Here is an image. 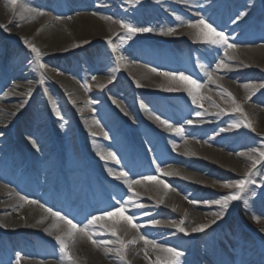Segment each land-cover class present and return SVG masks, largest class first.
I'll list each match as a JSON object with an SVG mask.
<instances>
[{"label":"bare ground","instance_id":"1","mask_svg":"<svg viewBox=\"0 0 264 264\" xmlns=\"http://www.w3.org/2000/svg\"><path fill=\"white\" fill-rule=\"evenodd\" d=\"M127 2L129 0H98V3L92 6L89 0H63L62 2L59 0H17L16 5L10 8L6 2L0 0V25L6 26V30L4 27H1L0 40L2 41H0V45L7 47L9 51L8 58L11 59L10 57L12 56L15 60L17 57L18 52L13 43L15 37L30 39L33 36H38L37 45L43 51L42 57H46L48 60L43 69V77H41V74L38 75L32 72V65L25 55L18 56L19 63L24 66V69H21L20 74H15L14 76L8 75V72H5L7 80L9 79L12 82L14 81V77L25 76L27 77V82L23 84V87L29 89L31 86H39L42 91L47 92V95H49L47 107L50 108L49 113L53 115L56 133L62 142L64 156L63 164L60 165V153L53 144L52 136L46 126L48 124L47 121L45 125L42 111L44 102L42 100L38 101L37 99V101L28 106L27 102H23V94L21 93L15 92L1 97L5 101L7 100V103L0 102V163L7 162L10 156L12 160L10 161V165L7 163V171L0 174V230L10 234L13 233V235L3 240L0 239V249H3L0 251V256L3 258L0 259V264H8L12 259L13 264H118L120 262L121 264H126L115 252L108 251L109 248L119 247L116 237L111 234L112 228L117 230L120 239L128 241L135 238L138 241L135 245H130L126 251L127 264H154L157 255H164L162 252L153 250L152 245L146 246L142 240H139L140 235H144L149 240H153L158 245L164 247L175 248L173 246H177L176 249L183 253L180 258V264H262L256 261L258 257L257 249L255 245H250V241H252L250 236L246 235L243 231L239 234L233 215V213L235 215L239 213L237 206L227 209L229 212H225L222 218L217 219L219 212L214 214L202 210L207 207V204L200 202L192 203L186 199L192 195L194 197H202L204 190H207L208 185L213 182L211 176L218 173L219 170L226 169L233 174L245 175L251 167V163H249L251 160L248 157L253 155L258 158V153L253 151L260 148V144H257L255 141L256 139L254 140V138L246 135L243 140L238 142L232 140L224 142L220 137V135L224 134L222 132L224 130H220V133L217 134L207 135L198 128L194 132V138L184 134L182 136L177 135L155 119V116L160 115L155 114L148 107L150 103L148 105L141 103L138 114L136 112L132 114L121 107L122 112L120 114L122 117L125 121L132 122L134 126L133 135L135 141L133 144H129L127 140H123L125 138L123 136L124 130L122 126L119 127L117 125V119H115L116 122L110 128H106L97 120H85L83 113L78 108L76 113L79 114V127L86 139L84 147L86 152L91 155L92 166L91 168H87L77 145H75L76 149L73 145L71 131L62 124L60 115L57 116L56 111H54L55 108L59 110L60 114L65 112L63 106V103H65L64 95L59 97L58 91L62 89L69 93L68 97L71 101H76L77 95L81 92L77 82L75 79L70 78L69 74L62 75L59 73L60 75L58 74L57 76L61 81L57 83L50 79L52 74L61 69L63 71L67 69V72L71 70L69 65L57 63L55 57L72 59L74 56L81 55L84 51L88 52V50L100 48L103 44L108 45L107 39L109 37L112 40L116 39L117 42L114 43L119 46V54L123 55L125 59L117 63L116 54L115 57H110L112 51L103 49L104 51L99 54L98 61L91 65L89 71L93 76L97 77L96 79L100 78V81H107L106 78H101V75L116 76L118 73L123 72L121 68H118L116 71L109 70L107 68L109 62L113 66L126 63L125 69L124 67L123 69L131 74L132 85L137 86V83H139V87L141 88L145 87L146 89L147 87H151L156 81L157 73L137 61L144 52H149V56L152 59H156L158 64L171 60L176 68L192 70V67L188 66V62L184 61L182 57L181 53L184 52L178 50L173 54L157 53L150 49L148 41L155 36L154 33H159L160 31L166 32L169 28H174L175 33L169 35L170 40L185 38L191 41L192 44L201 43L196 39V29L188 27L189 22L194 23L195 21H186L178 17L172 18L174 24L166 22L160 13L166 11V14L169 15L167 10L169 0H143L141 4L129 5L133 6L131 10L126 7ZM232 4L233 0H228V3L224 4L225 9L222 8L220 11L232 16L234 12L229 9V6ZM88 6H92L93 8L90 13L78 12ZM119 6H121V14L133 26L138 27L140 24H147V27H151L153 31L137 33L130 39H127L126 42L121 43L119 39L121 35L118 29L113 30L116 28L113 19L106 14L110 7L119 8ZM190 6L195 10H201V12H192L193 14L202 16L206 21L210 18V11L199 0L191 1ZM60 9H64L68 14L74 12V15L69 14L68 16L60 17L56 15V12ZM37 11L44 14L37 15ZM262 20H264L263 16L259 15L257 22L249 25L253 32L254 30L258 32L261 28L264 30V26H261ZM237 24L238 22L234 23V25ZM111 28L113 31L109 32ZM107 32L109 34H106ZM202 46L203 49L210 51L208 61L213 64V71L221 73V76L218 77L230 86L226 90L231 92L232 97L238 101L246 97L244 92L245 85L241 84L248 74L246 69L244 71L243 69H239V66H231L229 69L222 68L217 70V63L223 59L232 57L233 61L237 60V64L244 60L246 64L245 68H248L247 70L256 69V71L264 73V47L237 46L236 48L228 49L226 55L224 46L204 43ZM235 55L237 57H234ZM77 68L78 70L80 69L79 75L81 78L85 76L89 77V72H86L81 65ZM22 70L27 71L23 74ZM206 71H210V69L206 68ZM70 75L71 77L75 76L73 72ZM213 76H215V73H213ZM229 76L231 77L227 78ZM41 78L44 79V83L42 84L40 83ZM202 84L204 86L200 89L203 92L200 95L203 97L201 101L205 99L218 101V98L211 94L208 88V81L204 80ZM261 84L264 85V81ZM121 96L118 91L111 88H107V91L103 94V98L109 102ZM15 111H20L18 112L19 115L25 114V119L20 120L18 116L14 121H19L18 135L20 134L22 142L32 151V157L25 156L24 158L23 154L18 153L15 156L12 154L16 144L12 140L8 122L3 115L4 112L14 113ZM140 118L150 122L156 133L149 131L142 121H140ZM161 119L165 118L161 117ZM11 125L12 123L10 127ZM204 126L212 128L214 125L206 123ZM23 130L26 133H20ZM105 133H107L106 136ZM166 133L174 134L181 141L178 147H174L175 144L168 143L163 137ZM224 135L232 137L230 133ZM90 138L91 140L92 138H103L105 143L95 144L94 141L95 145L92 146ZM73 139L75 141V136ZM156 139L163 141L164 145H166L163 150L166 149V152L150 149L151 143ZM38 140L43 143L38 144ZM136 146H141L151 151L154 159L153 166L142 162H138L135 165L125 162L119 169L114 170V173L121 170L126 171L130 179L132 176L157 171L156 166L159 165L165 172L172 171L179 173L178 175H174V177H165L175 178L180 176L187 181L188 179L190 180L191 176H195L196 180L191 181L197 187L194 186L192 188L193 192H190L189 189L185 191V187H178L179 191L172 187L166 190L163 185L157 184L155 181L141 180L133 188L138 193V196L134 197V199L137 204L143 205V207L127 205L128 211L133 213L135 219L139 221L138 224L141 225L139 231L126 227L123 222H117L115 218L105 219L100 222L102 227H90L89 231L94 233L93 239L97 241H111V244L107 246L94 245L87 236L77 233L74 240L67 241L69 252L73 259L69 261L66 258H62L55 236L66 231V225L63 222L56 221L51 214L45 211V208L50 207L54 211H60L69 217L73 212L74 206L81 202L82 208L85 207V212H83V216L77 217L76 221L82 222L84 217L90 215L93 211L101 210L112 202L120 203L121 198L113 195L110 191L105 194L103 192L100 193L95 180L90 179L87 173L91 169L92 171L100 169L103 177L108 179L110 175L109 169L104 167V163L109 162L114 164L116 162L101 159V156H106L108 152H115L117 156L122 157L126 155V152L120 154L121 150ZM16 160H19L18 164L11 168ZM263 163L258 164L253 170L252 173L255 176L261 174L262 169H264ZM46 166L51 168L56 166L55 171H60L62 174L57 180L55 190L52 189V183L48 182L52 172L45 171ZM19 172H28L18 178V181L23 180V183H19V190L22 192L20 194L13 192V190H10L3 183L6 180H13V177ZM158 175L164 176L161 173H158ZM183 176L189 177L185 178ZM154 177L162 180L158 176ZM76 178H78L77 181L82 179V189L79 188L73 193L67 192L66 188L71 190L73 189L71 187L75 186L74 183H77ZM116 182L117 180L115 179L114 183ZM166 183L169 184L168 182ZM179 184L181 185V183ZM180 190L184 195L180 193ZM199 190L201 193H199ZM251 190L248 189L247 191L250 192ZM98 193L99 195L96 196ZM108 194L111 196L107 198ZM129 195H132V193L127 192V194H124V200ZM85 196L88 199L85 200ZM120 196L122 197V195ZM21 197L37 200L40 204L26 203ZM161 200H163V203H159ZM40 205H44L45 207H41ZM157 207L164 209H157ZM158 210H162L167 217L169 213H175L170 214L171 220H174L173 216L177 217L176 215L185 214L187 216L174 220L175 223L167 224L164 220H161L159 225H152L149 223V217L153 218L155 214L161 213ZM214 219L216 222L211 224L210 222ZM181 220L184 221L183 227L189 233L188 235L177 230L176 225H179ZM199 224H210V227L219 230V244L222 253L219 252L216 242L214 245L209 240H206L205 243L204 239L202 240L204 236L208 237L210 235L211 230L209 228L203 232H191V229ZM53 225L59 226L53 227ZM230 227L236 228V231L234 233L229 232ZM45 229H48V231H45ZM177 237H182L181 242L176 240ZM45 238L48 240V244L44 242ZM194 246L197 247L196 255L190 250V247L193 248ZM12 248L18 251H12ZM49 248H54L53 256L55 260H44L41 258L50 255V252H48ZM145 248H147L149 253L148 257L145 256ZM22 251L27 252L31 257L23 259ZM17 254L21 257L19 262L16 260Z\"/></svg>","mask_w":264,"mask_h":264},{"label":"rangeland","instance_id":"2","mask_svg":"<svg viewBox=\"0 0 264 264\" xmlns=\"http://www.w3.org/2000/svg\"><path fill=\"white\" fill-rule=\"evenodd\" d=\"M3 1L6 2L10 8H13L15 6L10 3V0H3ZM59 1L62 2L63 0H59ZM142 1L143 0H129V2H127L126 4V7L129 10H131L133 6H129V5L141 4ZM169 1L170 2L167 3L168 5L167 10L169 12V15L166 14V11L161 12L160 15L161 17H163V19L166 22L170 24H174V20L172 18L180 17L186 21H197L202 17L192 13V12H201V10H195L190 6V2L193 0H169ZM89 2L92 3V6H94L96 5V3H98V0H89ZM199 2L202 5H205L210 11L211 16L207 20V22L212 24L213 27H215L218 31L225 32V34L229 37V43L242 47H246V46L253 48L264 47V30L261 28L258 32L255 30L253 32L252 28H250L249 26L253 21L257 20V16L259 15L258 0H233V4L229 6L230 11L234 12L232 16H229V14L227 15L226 13L220 11L222 8L225 9L224 4H227L228 0H199ZM221 4L223 7L221 6ZM92 6L90 7L88 6L87 8L82 9L81 11L78 12L90 13L93 9ZM120 7L121 6H119V8L110 7L106 14L107 16L111 17L115 23L114 25L116 28H114L113 30L118 29L121 36H126L125 31L120 27V21L129 24H131V22L125 19L124 16L121 14ZM251 11L252 13H250ZM241 12L246 13V15L241 17L239 20H237L236 18ZM69 14L74 15V12ZM69 14L64 9H60L59 11L56 12V15L60 17L68 16ZM262 16L264 19V14H262ZM234 21L238 22V24L234 25L235 23ZM261 24L262 26H264V22H261ZM138 27H147V24H140ZM1 29L2 28L0 27V31ZM113 30L111 28L109 32ZM109 32H107L106 34H109ZM154 34L155 36L152 37V39L149 41L150 49H152L154 52L163 53V54L164 53L173 54L176 53L178 50H180L184 52L181 53L182 57L184 61H187L186 58L188 59L189 61L188 66L192 67V70H184L182 68L180 69L179 67L176 68L175 64L171 60L165 61L162 64H158L156 59H152L149 56V52H144V54H142L137 61L147 68H151V69L156 68L161 72H184L186 75H191L194 79L199 80L201 83L204 80H206L208 81V88L211 91V94L215 95L218 98V101L209 100V99H205L204 101L200 100V104L203 107L193 104L191 101V97L188 96L186 91L183 90L166 91L165 89L167 87L173 86L172 82L170 81L169 78L161 76L157 72H156L157 75H156L155 83L151 87H147L150 88L149 90L147 88L145 89V87H143L144 88L143 89L139 86L132 85L131 74H129L124 70L125 69L124 66H126V63L113 66L111 62H109L107 65V68L109 70L116 71L118 68L119 69L121 68L123 72L118 73L116 76L101 75V78H106L107 81H100V78L93 80L92 79L93 75L92 73L89 72L91 69V65H93L94 62L98 61L99 54H101V52L104 51L103 49H107L111 51L110 46L107 44L101 45L100 48H94L92 50H88V52L84 51L81 55L74 56V58L72 59L65 57L63 58L55 57L57 63H62L65 65L67 64L69 65V67H71V70L67 72V69L64 71L63 69H61L58 72L52 74L50 76L51 77L50 79L54 80L57 83L61 81L60 78L57 76L59 73H61L62 75L69 74V77L75 79L77 85L81 89V92L76 97L75 103L73 102L71 103V101L69 100L70 98L68 97L69 93L65 92V90L61 89L62 91L61 90L58 91L59 97L64 95V97L66 96L69 98L67 99V102L63 103L65 112L60 114V119L62 124L71 131V138L74 147H75V142L73 139L74 136L73 118L71 115L72 108L75 107L74 108L75 110L79 108V110H81V112L83 113V118L85 120H97L103 127L110 128L116 122L115 119L120 120V121L118 120L117 122V125L119 127L122 126V124H124V121L121 119L122 115L120 114V112H122L121 107L125 108L127 111H129L132 114H135V112L138 114L140 109L139 104L142 103L144 105L146 104L148 105L150 103V106L148 107H150L155 114L160 115L161 117L170 121L174 126H182L184 129V135H187L188 137L194 138L195 137L194 132H196L197 128L200 129L201 132H204L207 135L217 134L220 133V130H224L222 131L224 134L226 133L232 134L231 135L232 137L225 136L224 134L220 135V137L224 142H228L230 140L238 142L243 140V138L247 135L248 137L250 136L254 138V140L256 139L255 141L257 142V144H260L259 147L261 149H264V87H261V85L263 84L260 85V83H263L264 81V73L258 72L256 71V69L247 70L248 68H245L246 64L244 60L243 62L237 64L238 63L237 60L233 61L232 59L229 58L223 59L224 63L229 65L227 69L231 68V66L233 67L239 66V69H243V70L246 69V72L248 73V74L246 73L247 76L245 77V80H243L241 83L243 85H249V87H244V92L246 97L242 98V100L239 101L235 99L236 103L243 108V113L234 112L233 109L236 107V105L233 104L232 98L226 95L224 92V90L229 89L230 86H228L218 77L221 76L220 72L213 71L214 66L207 59V56L210 54V51H207L201 47L203 44L202 42L192 44L191 41L185 40V38L172 41L170 40L169 35H164L162 31ZM159 39L169 40L171 44L166 47H160L156 42ZM26 40L28 43L34 44L38 47L37 45L38 36H33L30 39L15 37L13 43L16 46L18 52L17 57L18 56L21 57V55H25L27 57V60L32 65V72L40 75L41 72H43V69L39 68V65L35 59V53H33L31 49L28 48L27 44L25 43ZM114 42H117L116 39L115 40L113 39V43ZM40 51L41 53L43 52L41 49ZM8 56L9 53L6 47L0 45V102L7 103V100L5 101L1 97L6 96L7 94L8 95L13 94L15 92L23 94V102L25 103L27 102L28 106L30 104H33L35 101H37V99L38 101L42 100V102H44L42 111L46 125V115L47 112L50 110L49 108H47V101L49 95H47V92L42 91L39 86L37 87L31 86L29 88L31 89V95H28L29 89H27V87H23V84L27 82V77L25 76L14 77L13 79L14 81L12 82L9 79L7 80V75L5 74V72H8V75L10 74L11 76H14L15 74L17 75L20 74L19 72L21 71V69H24V66H22V64L19 63L20 60H18L17 57L14 60L12 56L10 57L11 59H9ZM110 57H115V53H112ZM234 57H237V55H235ZM47 61L48 60L46 57L41 56L39 63H43L44 65H46ZM79 65H81V67L85 69L86 72H89V77L88 76H85L84 78L80 77L79 75L80 69L78 70L77 68L79 67ZM206 68L210 69L211 72L215 73V76H213L214 82L209 81L207 79L205 75ZM26 71L27 70L25 71L22 70V73L24 74ZM72 72L74 73L75 76L71 77L70 73ZM201 74L205 78H203ZM230 77L231 76L227 78ZM110 78L112 79V82L108 83V80ZM37 79L39 78L37 77ZM85 82H87L90 85L89 90H86L83 87V84ZM100 85H105V87L101 88ZM107 88H111L112 90L114 89L115 91H118L119 94L122 96L115 98L114 100L115 103L113 101L109 102L105 100L103 98V94L107 91ZM149 92L161 93L163 97L154 96ZM202 94L203 92H201L200 90L198 95L200 96ZM248 97H251V99H248ZM87 101H92L93 103L89 104L87 103ZM151 103L153 104L152 106ZM72 104L74 105V107L72 106ZM197 111H200L202 115L197 117L195 115ZM18 112L20 111H15L14 113L4 112L3 117L6 118L9 128H10V123L15 118H17L19 114ZM119 115H121L120 118L118 117ZM245 116L247 118V121L251 122L252 129H254V131L248 127L243 126L245 122ZM141 120L142 123H144V125H146V127L150 131L155 133V130L153 129L154 127L151 125L150 122H148L143 118L142 119L140 118V121ZM188 120H192L193 123L192 124L186 123ZM237 122L241 123V127L233 128L232 125ZM127 123L128 125H130L132 131L134 132V126L132 125V122L128 121ZM206 123H212L214 126L212 128L211 127L207 128L204 126L206 125ZM20 133H26V132L25 130H23V132ZM124 135H126V132H124L123 136ZM164 137H166L165 139L168 141V143H171L173 145L175 144V146L178 147L180 141L177 140L174 134L168 133L164 135ZM94 141L95 144L105 143V140L103 138H97V139L92 138V140L90 138V142L92 146L95 145L93 143ZM37 143L42 144V141L38 140ZM20 144L24 147V149L28 152L30 156L33 154L32 151L29 150L28 147L25 145V143L20 141ZM151 148H154L155 150L156 149L161 150V142L153 143ZM140 151L146 158L145 159L146 164L152 165L153 158L151 156V151L144 150L141 147H140ZM117 157L119 158V163L113 164L106 162L104 163V167H106V169H112V171L119 169L122 158L119 156ZM18 162L19 160H16L15 163L18 164ZM7 163L8 165L11 164V162L8 160L7 162L0 163V174H3L7 171ZM49 169L52 168L51 167L45 168V170H49ZM99 174L101 175L100 172H98V175ZM263 174H264V169H262L261 174L258 176H255V174L252 173L250 179L253 182L248 183L246 185L245 191L241 194V199L237 201H232L229 204L228 209L237 206L239 214L241 216L239 217V215H235L233 213L234 220L238 226L239 233H241L239 218H243L244 220H246L247 223L254 226L255 229L258 231V233H260L264 237V176ZM148 175L158 176L160 179L168 182L169 185L177 191H179L178 187H185V191L189 189L190 192H193L192 188H194L195 186L193 185L192 182L193 180L194 181L196 180L195 176L194 177L191 176L190 180L188 179L187 181H185V179H182L180 176L171 178V177L159 176L158 173L152 172L150 174L132 176L130 179L136 180L140 177H144ZM244 176L245 175H240L235 173L233 174L232 172L226 169L219 170L218 173H215V175L211 176L213 182L210 185H208L207 190H204V195L202 197L199 196L194 197L192 195L190 197H187L186 199L189 202L196 201L203 204H207V207H205L202 210L212 212L214 214L218 213L220 211V206L211 202L220 200L222 199L223 196L229 195L235 190L233 188L223 187L225 183L234 184L236 181L244 178ZM110 177L111 178H109V180H112V177L114 178L113 175H110ZM172 177H174V175H172ZM179 183H181V185ZM4 184L10 190H13V192L19 193L17 192L18 189L16 188V184L14 183L13 185V182H11V180L8 182L5 181ZM111 184L113 183L110 182L109 185V183L104 182L102 188L103 187L105 188L106 185L110 187ZM176 184H179L180 186ZM114 185H116L114 187V192L117 193V191H119L118 195L123 192V188L126 191L124 194H127V192H129L127 187H125L126 185L121 180H117V183H115ZM248 189H252L251 190L252 193L251 191L248 192L247 191ZM180 193L184 195V193L181 192V190ZM199 193H201L200 190ZM116 207H119V204L112 203L105 209V211H112ZM157 209H164V208L157 207ZM158 212L161 213L155 214L153 218L150 216L149 220L150 221L164 220L167 224L168 223L170 224V223H175L174 220L182 218L183 216L184 217L187 216L185 214L183 215L180 214V215H176L177 217L173 216L174 220H171L172 218L170 217V214H175V213L171 212L168 214L169 216L167 217V215H165L162 210H158ZM226 212H229V210H227ZM80 214L81 211H79V213H76V215H80ZM126 214L133 215L131 211H128ZM87 221H88L87 219L84 220V223L85 222L87 223ZM134 222L137 224L139 223L137 219H135ZM209 229L211 230L210 235L208 237L204 236V238H202V240L204 239V243L206 242V240H209L211 243L214 242L213 241L214 229L213 227H209ZM235 231L236 228L233 227L229 228V232L234 233ZM0 233H2V231H0ZM10 236H12V234H10ZM0 239H2V236H0ZM176 240L178 242H181L182 237H177ZM44 242H46L47 244L49 243L46 238L44 239ZM252 244L253 243H251V245ZM173 247L177 248V246H173ZM52 249L49 248L48 250V252H50V255L43 256L41 258H43L44 260H55V257L53 256L54 248ZM51 250H52V254H51ZM190 250L192 252H197L196 247L193 249L192 247H190ZM55 252H57V250H55ZM25 258L26 257H23V259ZM12 260H10L9 264H13V262H11ZM118 264H121V262Z\"/></svg>","mask_w":264,"mask_h":264},{"label":"snow or ice","instance_id":"3","mask_svg":"<svg viewBox=\"0 0 264 264\" xmlns=\"http://www.w3.org/2000/svg\"><path fill=\"white\" fill-rule=\"evenodd\" d=\"M10 3L12 5H16L17 0H10ZM43 12L37 11V15H43ZM246 13L241 12L237 16V20H239L241 17L245 16ZM34 18V17H33ZM59 19V17H57ZM235 22V21H234ZM0 27H4L6 30V26L0 25ZM120 27L125 31L126 36H120L119 39L121 40V43L126 42L127 39H130L132 36H134L137 33H148L152 32L153 29L151 27H134L133 25L129 23H125L123 21H120ZM188 27L196 29V39L204 44H210V45H220L224 46L225 54L227 55L228 49L236 48L237 46L235 44L229 43V37L225 34L223 31H218L215 27H213L212 24L208 23L203 17H201L199 20L193 22H189ZM175 33L174 28H169L166 32H163L164 35H173ZM28 48L31 49L33 53H35V59L39 65L40 69H44L45 65L43 63H39L40 58L42 56V53L40 49L31 43H28L27 40L25 41ZM107 43L111 48L112 53L116 54V61L117 63L122 62L125 58L123 55L119 54V46L113 43V40L111 37L107 39ZM78 46V45H76ZM229 59H232V57H229ZM229 65L225 64L223 60H221L219 63H217L216 68L217 70H220L222 68H228ZM153 72H157L159 75H162L166 78H170V81L172 82L173 86L167 87L166 91H186L188 96L191 97V101L193 104H196L200 107H203L200 104V100L203 98L198 95L200 89L204 86L199 80L194 79L191 75H186L184 72H161L160 70L153 68ZM205 75L209 81L214 82L213 79V73L211 71H206ZM41 77H43V72H41ZM93 80L96 79L95 76L92 77ZM112 79L110 78L108 80V83H111ZM40 83H44V79L41 78ZM137 86H140L139 83H137ZM83 87L86 90L90 89V85L85 82L83 84ZM101 88L105 87V85H100ZM245 87H249V85H245ZM261 87H264V85H261ZM225 94L232 98L233 104L236 105V107L233 109L234 112H240L243 113V108L236 103V100L234 97H232V93L228 92L226 89L224 90ZM28 95H31V89H29ZM248 99H251V97H248ZM75 103V101H72ZM115 103V101H113ZM54 103V102H53ZM87 103H93L92 101H87ZM23 106V105H21ZM54 111H56L57 116L60 115L59 110L54 108ZM127 114V113H125ZM197 117L201 116L202 113L200 111H197L195 113ZM155 119L165 126L170 131L175 132L177 135H183L184 129L182 126H174L171 122H169L166 119H161L160 116H155ZM186 123L192 124V120H188ZM63 126V125H62ZM243 126L248 127L252 129L251 122L247 121V118L245 116V122ZM233 128H240L241 123L237 122L232 125ZM254 131V129H252ZM93 135H95L93 133ZM107 133H105V136ZM34 143V142H33ZM175 147V145H174ZM254 152L258 153L257 156L250 155L248 157L249 160H251V167L248 169V171L245 173L244 178L236 181L234 184H227L225 183L223 187L226 188H233L235 189L231 194L225 195L220 200L213 201L211 203H214L216 205L220 206V211L217 214V219L222 218L225 215V212L229 208V204L232 201H237L241 199V194L245 191L246 185L248 183H251L250 177L252 175L253 170L256 168V166L262 162H264V150H261L260 148L254 149ZM101 159L105 160H112L116 163H119V158L117 157L115 152H108L106 156L102 155ZM156 170L158 173H161L164 176H172V175H178L179 173L167 171L165 172L162 168H160L159 165L156 166ZM109 174L113 175L116 180H121L123 183L127 186L128 191L132 193V195H129L126 200L119 203V207L114 208L112 211H104L101 212L99 215H93L90 219H88L87 223L80 225L76 222H74L73 219L69 218L67 215L62 214L60 211H54L52 208L48 207L45 208V211L49 214H51L52 217L55 218L58 222H63L64 225H66V231L62 232L60 235H56L55 239L57 243L59 244V250L62 254V258H66L67 260L71 261L73 259L72 255L69 252V244L67 243L68 240H74L75 235L77 233L81 234L82 236H87V238L94 244V245H109L112 242L107 240L97 241L93 239L94 233L89 231L90 227L94 226H101L100 222L108 219V218H115L117 222H123V224L131 229H135L139 231L141 225L135 223V217L133 215H127L128 207L127 205H131L133 207H143V205L137 204L134 197L138 196V193L134 191L133 186L136 184H139L141 180H148V181H155L157 184L163 185L164 189H169L171 186L167 184L164 180H158L154 176H145L141 177L138 180L129 179V174L126 171H119V172H113L112 169H109ZM23 201L26 203H32V204H40L37 200H30L28 197H21ZM192 203H196V201H191ZM159 203H163V200L159 201ZM208 203V202H205ZM41 207H45L44 205H40ZM216 220H212L210 223L214 224ZM152 225H159L161 222L157 220H151L149 221ZM184 221L181 220L179 225H176L177 230L179 232L185 233V235H188L189 233L187 230L183 227ZM59 225H53V227H58ZM210 224H199L196 227H193L191 229V232H203L205 229L209 228ZM45 231H48V229H45ZM111 234L116 237L117 243L119 244V247L116 248H109V252H115L118 257L121 260H124L127 264V257H126V251L130 245H135L138 241L137 239H132L128 241H124L120 239L117 230L115 228L111 229ZM139 240H142L144 244L152 245L153 250L157 252H162L164 255H157L156 259L154 261V264H180V258L183 255L181 251H179L176 248L172 247H164L161 245H158L155 241L149 240L146 236L140 235ZM145 256L148 257L149 253L147 251V248H145ZM21 259L20 255L17 254L16 260L19 262Z\"/></svg>","mask_w":264,"mask_h":264}]
</instances>
